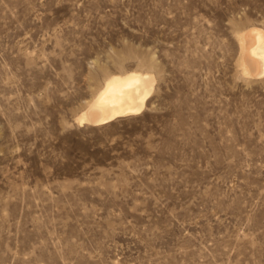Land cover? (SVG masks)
I'll return each mask as SVG.
<instances>
[{
	"label": "rangeland",
	"instance_id": "obj_1",
	"mask_svg": "<svg viewBox=\"0 0 264 264\" xmlns=\"http://www.w3.org/2000/svg\"><path fill=\"white\" fill-rule=\"evenodd\" d=\"M250 25L264 0H0V264H264ZM146 59L139 113L80 123Z\"/></svg>",
	"mask_w": 264,
	"mask_h": 264
},
{
	"label": "bare ground",
	"instance_id": "obj_2",
	"mask_svg": "<svg viewBox=\"0 0 264 264\" xmlns=\"http://www.w3.org/2000/svg\"><path fill=\"white\" fill-rule=\"evenodd\" d=\"M236 36L240 44L241 71L251 78L263 77L264 28L250 25L237 32ZM144 61L146 70L129 69L109 74L99 92L77 115L80 123L99 125L115 119L117 115L127 116L131 113H139L152 94L153 83L156 80L149 71L151 68H156V61L152 59Z\"/></svg>",
	"mask_w": 264,
	"mask_h": 264
},
{
	"label": "water",
	"instance_id": "obj_3",
	"mask_svg": "<svg viewBox=\"0 0 264 264\" xmlns=\"http://www.w3.org/2000/svg\"><path fill=\"white\" fill-rule=\"evenodd\" d=\"M118 116H120V115H117V117H118ZM117 117H116V118H117ZM120 117H121V116H120ZM116 118H115V119H116ZM113 120H114V119H113ZM111 121H112V120H111ZM108 122H109V121H108ZM106 123H107V122H106Z\"/></svg>",
	"mask_w": 264,
	"mask_h": 264
}]
</instances>
